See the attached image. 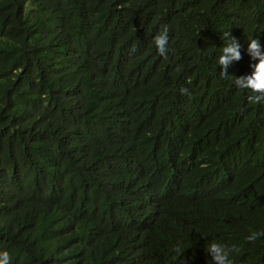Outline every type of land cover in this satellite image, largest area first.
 Instances as JSON below:
<instances>
[{
    "label": "trees",
    "instance_id": "trees-1",
    "mask_svg": "<svg viewBox=\"0 0 264 264\" xmlns=\"http://www.w3.org/2000/svg\"><path fill=\"white\" fill-rule=\"evenodd\" d=\"M253 35L264 0H0L10 264H207L209 240L264 264V102L230 83Z\"/></svg>",
    "mask_w": 264,
    "mask_h": 264
},
{
    "label": "clouds",
    "instance_id": "clouds-1",
    "mask_svg": "<svg viewBox=\"0 0 264 264\" xmlns=\"http://www.w3.org/2000/svg\"><path fill=\"white\" fill-rule=\"evenodd\" d=\"M223 41L216 56V66H220L221 78L229 77L227 68L233 61L241 58V43L228 31L222 33ZM155 52L161 56H167L170 51L169 28L167 24H161L156 33L151 37ZM245 52L249 56L250 72L235 76L231 79V85L237 90L247 91L250 94L247 99L252 103L264 102V50L261 49L259 40L254 35L246 42ZM135 49L133 48L132 51ZM254 61V62H253ZM258 235L264 233L252 232L246 236L248 241L254 240ZM236 243L226 244L218 240H209L205 251L210 254L211 259L207 264H236V255L240 252ZM0 264H10V254L6 249H0ZM184 264L186 261L184 260Z\"/></svg>",
    "mask_w": 264,
    "mask_h": 264
}]
</instances>
